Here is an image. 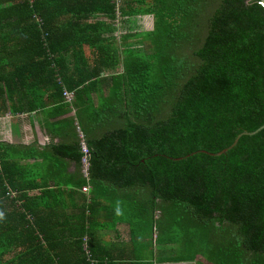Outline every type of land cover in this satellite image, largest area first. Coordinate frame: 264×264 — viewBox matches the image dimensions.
I'll use <instances>...</instances> for the list:
<instances>
[{
  "label": "trees",
  "instance_id": "1",
  "mask_svg": "<svg viewBox=\"0 0 264 264\" xmlns=\"http://www.w3.org/2000/svg\"><path fill=\"white\" fill-rule=\"evenodd\" d=\"M262 3L0 0V121L60 140H0V264H264V131L219 157L264 128Z\"/></svg>",
  "mask_w": 264,
  "mask_h": 264
},
{
  "label": "crops",
  "instance_id": "2",
  "mask_svg": "<svg viewBox=\"0 0 264 264\" xmlns=\"http://www.w3.org/2000/svg\"><path fill=\"white\" fill-rule=\"evenodd\" d=\"M94 98L97 100V95H94ZM27 103H30V100H28ZM75 112L76 110L69 117H76ZM57 123L58 121L50 119V117L47 118L42 112H34L33 115H23L21 117H13L9 113V115L1 118L0 140L8 144L18 142L26 147L39 144L40 147L46 148L60 143V140L48 134V130L55 131L58 129L55 125ZM35 163L36 162L31 161L23 164ZM40 163L41 161L36 164ZM98 235L106 244L112 246L115 252H119L120 249H123L122 244L130 242L129 226L126 224H117L111 230L101 229Z\"/></svg>",
  "mask_w": 264,
  "mask_h": 264
},
{
  "label": "built area",
  "instance_id": "3",
  "mask_svg": "<svg viewBox=\"0 0 264 264\" xmlns=\"http://www.w3.org/2000/svg\"><path fill=\"white\" fill-rule=\"evenodd\" d=\"M41 23H43V20H40ZM66 97L69 100H72L74 97V94L71 92L66 91L65 93ZM80 131V139H81V147H82V154H83V160H82V172L87 180V185L83 188L84 193L88 194V192L91 189L90 186V167H91V151L87 145V139L84 135V133L79 129Z\"/></svg>",
  "mask_w": 264,
  "mask_h": 264
},
{
  "label": "water",
  "instance_id": "4",
  "mask_svg": "<svg viewBox=\"0 0 264 264\" xmlns=\"http://www.w3.org/2000/svg\"><path fill=\"white\" fill-rule=\"evenodd\" d=\"M263 2H264V0H263ZM262 4H263V6H264V3H262ZM263 131H264V128H262L261 130H259V131L256 132V133H245V134H243L242 136L239 137V139L236 141L235 145H234L231 149L223 151V152L219 155V157H221V156H223V155L229 153L231 150L235 149V148L238 146V144L240 143V141H241V139H242L243 137H255V136L259 135V134H260L261 132H263Z\"/></svg>",
  "mask_w": 264,
  "mask_h": 264
},
{
  "label": "rangeland",
  "instance_id": "5",
  "mask_svg": "<svg viewBox=\"0 0 264 264\" xmlns=\"http://www.w3.org/2000/svg\"><path fill=\"white\" fill-rule=\"evenodd\" d=\"M147 19H149V17H147ZM147 19H146V23H148ZM200 264H201V263H200Z\"/></svg>",
  "mask_w": 264,
  "mask_h": 264
}]
</instances>
